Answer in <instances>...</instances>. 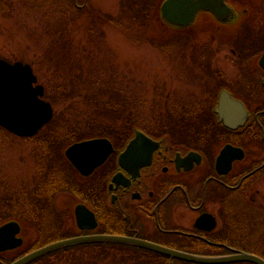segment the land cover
<instances>
[{
	"label": "flooded vegetation",
	"instance_id": "1",
	"mask_svg": "<svg viewBox=\"0 0 264 264\" xmlns=\"http://www.w3.org/2000/svg\"><path fill=\"white\" fill-rule=\"evenodd\" d=\"M73 1L78 8L88 3ZM248 1H255L258 12L248 8ZM225 2L234 11L233 17L222 20L210 11H200L208 18H198V13L186 27L212 21L211 33L220 37L212 39L223 42L215 51L230 54L232 58L225 59H234L242 70L239 81L220 80L223 74L214 72L218 74L217 93L189 105L195 113L204 111L210 126L203 122L196 129L200 137L212 134L213 139L204 142L193 137L202 141L198 144L169 131L152 134L134 127L122 143L106 136L112 150L89 174L76 169L64 149L65 169L73 180L60 173V193L67 200L57 208L60 229L68 231L63 237L120 235L189 254L221 257L245 251L264 259V0ZM203 44L211 52L214 49L210 38ZM208 60H202L203 68L210 73ZM223 91L233 99L221 106V115L229 119V125L216 111ZM195 113L190 116L196 118ZM138 129L151 137L155 146L151 149L143 144L126 152ZM122 153L126 155L124 164L120 163ZM78 206L87 207L96 222L80 209L82 224L87 227H79ZM78 246L93 248L89 254L93 264L106 256V264H199L133 243L98 241Z\"/></svg>",
	"mask_w": 264,
	"mask_h": 264
},
{
	"label": "rangeland",
	"instance_id": "2",
	"mask_svg": "<svg viewBox=\"0 0 264 264\" xmlns=\"http://www.w3.org/2000/svg\"><path fill=\"white\" fill-rule=\"evenodd\" d=\"M160 2L88 0L86 7L78 8L73 0L72 4L67 0H0V57L31 64L37 82L44 86V98L53 106L52 119L34 136L17 137L0 127V224L8 220L1 219L2 212L18 216L10 219H17L21 224L24 240L21 248H29L55 235V231L68 233L60 229L59 217L53 216L64 201L60 191L53 196L48 190L41 196L33 192L34 202L40 201L39 214L34 212L36 206L31 205L29 196L37 179L47 178L48 169L60 170L67 179L73 180L65 169L68 166L63 150L71 143L66 139L74 129L87 131L88 118L97 115L104 122L107 114L113 115L104 106L106 100L123 107V102L128 103L133 115L138 116V128L152 134L169 131L171 135L192 138L198 144L201 140L213 139L212 134L205 139L200 137L196 129L203 122V126H209L208 121L204 111L200 115L189 105L194 106L197 100L213 91L217 93L218 74L214 72L223 74L220 80L239 81L242 70L235 66L234 59H225L232 58L230 54L215 51L223 42L217 41L220 38L217 33H211L215 26L211 19V24L202 20L190 29L169 27L160 19ZM246 5L258 12L255 1H248ZM198 16L208 18L203 13ZM82 18L95 20L85 24ZM72 20L74 30L67 26ZM56 21L65 26L59 34ZM209 38L212 52L203 44ZM58 40L61 46H66V57L59 56L56 62L47 60L49 52L61 47ZM206 58L210 73L203 68L205 61L202 60ZM186 105L189 107L185 109ZM192 113L197 117L190 116ZM211 130L216 133L215 127ZM52 138L62 140L61 149L50 155L47 162L41 147L48 146ZM41 160L45 162L42 168L37 166ZM11 200L16 202L14 207L9 205ZM78 247L64 256L49 257L48 264H59L54 258L62 259V256L69 263L80 256L79 261L86 264L90 259L88 251L92 254L93 248L85 251L82 246ZM3 254L8 256L10 252ZM107 258L103 261L107 262Z\"/></svg>",
	"mask_w": 264,
	"mask_h": 264
},
{
	"label": "water",
	"instance_id": "3",
	"mask_svg": "<svg viewBox=\"0 0 264 264\" xmlns=\"http://www.w3.org/2000/svg\"><path fill=\"white\" fill-rule=\"evenodd\" d=\"M200 11H210L219 19L231 18L234 11L225 0H163L159 7L161 18L170 25L185 27L194 22ZM37 77L29 63L21 61L9 62L0 57V125L17 136H32L43 127L53 115L52 104L43 98L44 89L41 84H36ZM216 111L221 113V106L232 103L229 93L223 91L220 96ZM221 120L229 125V119ZM155 146V141L144 132L137 130L130 141V153L139 149V145ZM112 150L111 141L106 137H94L76 141L65 149V154L70 162L83 174H89L97 165L102 163ZM151 153V152H150ZM126 155H120V163L124 164ZM221 157V155H220ZM219 157V158H220ZM80 209L93 223V213L85 206L76 208V221L79 227L82 224L79 214ZM21 224L15 219L7 220L0 224V253L21 247L24 240L21 236ZM114 241L120 243H133L172 257H178L190 262L209 264L247 261L255 264H264V259L256 254L240 251L233 255L221 257H207L184 253L172 248L164 247L142 239L129 238L120 235L96 234L80 235L52 241L33 249L21 257L7 264H28L31 261L61 249L76 244Z\"/></svg>",
	"mask_w": 264,
	"mask_h": 264
},
{
	"label": "trees",
	"instance_id": "4",
	"mask_svg": "<svg viewBox=\"0 0 264 264\" xmlns=\"http://www.w3.org/2000/svg\"><path fill=\"white\" fill-rule=\"evenodd\" d=\"M67 1H69L70 4H72V0H67ZM90 19H92V18H88V21H87V18H82L81 21H83V22H85V24H87L90 21ZM92 20H95V18H93ZM60 22L61 21L54 22L57 25L56 26L57 34L62 32V30L65 28V26L61 27ZM72 22L74 23L75 21L72 20L70 23H68L69 24V25H67L68 29H72V27H73ZM62 23H63V21H62ZM74 29L75 28L73 27L72 30H74ZM73 34H74V31H73ZM61 45L62 44L59 43V40H58V46H61ZM65 48H66V46H61L60 48H56V49L52 50L51 52L48 53L46 59L56 62L57 57H59V56L62 57L64 55H66L65 54V50H66ZM68 48L69 47L67 45V49ZM69 54H71V53L69 52ZM65 57L66 56H64V58ZM123 103H124V107L119 103L115 104V102L111 101V99L106 100L104 102V106L108 107L107 112H109L113 115L107 114L105 116L106 120L104 122L102 120H99L97 115H94L91 118H88V121H87L88 130L87 131L82 130V131L78 132L76 129H74L73 131H71L69 133V138L66 139V141L72 142L75 140L82 139V135L86 134L85 132H87V134L84 135L83 138H86V137L92 136V135H95V136L104 135V136L112 137L118 143H122L128 136L131 135L134 127H139V125L137 124L138 123V118H137L138 116L133 115V112H131V108H130V105L128 103H127V105H126V102H123ZM119 121H121V122L118 123ZM128 124H130L131 126ZM61 141L62 140L52 138V140H50L48 142V146L41 147L42 148L41 153H43L42 157L44 159H47V162L50 159V155H52V154L55 155L54 152L55 151L58 152L61 149V146H60ZM63 143H65V142H63ZM46 154H47V156H46ZM43 163H45V162L43 160H41V165L37 164V166H41V168H42V166H44ZM49 163L51 165V162H49ZM41 170H43V169H41ZM48 170H50V171L48 172L47 178L44 177V179H43L44 181L37 179V181H36L37 184L35 185L34 189L31 191L30 196H29V200L31 201V205L34 204L36 206V209L34 210V212L35 213L38 212V214L40 213V209H38V205H39L40 201L38 204L34 202V197H32L33 192H35V194L37 193V196H41V194H44L48 190L50 192L49 195L53 196L54 195L53 193L59 192L60 188L62 187L60 170H57V171H53L52 169H48ZM53 173H55V174H53ZM45 179H46V181H45ZM50 200H52L51 197H50ZM15 204H16L15 200H11V202L9 203L10 207H14ZM8 210H13V209L10 208ZM6 213H7V211L4 213L2 212V214H1L2 220L18 217V216L15 217L11 213H9L10 215H7ZM55 214L58 216V211H54V213H53L54 217H55ZM55 233H56L55 235L53 233V235L45 238L44 240L38 241V242L34 243L33 245H30L29 248H21L20 247L17 249H13V250L9 251L10 255H8V256L1 254L0 255V264H5L8 262H11L12 260L19 257L20 255L27 252L28 250H31L37 246H40V245L45 244L47 242H50L52 240L59 239V238L63 237L65 234L64 232H61V231H55ZM83 247H85V246H83ZM74 249H79V248H78V246H71L68 248H64L63 250L54 251L48 255H45V256L35 260L34 262H32L30 264H48L49 262H47V261L49 260L48 259L49 257H54L57 254L58 255L62 254L64 256L65 252L72 253V251ZM88 250H89L88 248L87 249L85 248V251H88ZM88 253L90 254L89 251H88ZM63 256H62V259L59 257H56V258H54V260L57 259L56 262H58L59 264H84L85 263V262L83 263V262L79 261L80 256H76V259H74L75 261L74 262L70 261V263H69V260H67V259L64 260L65 257H63ZM102 261L103 260L97 261V264H106V263H104V261L103 262ZM86 264H93V263L89 259V261L86 262Z\"/></svg>",
	"mask_w": 264,
	"mask_h": 264
}]
</instances>
